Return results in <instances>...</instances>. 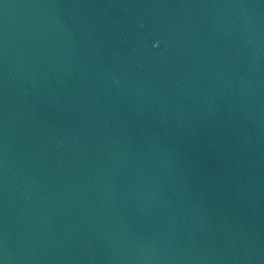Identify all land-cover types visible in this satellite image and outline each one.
<instances>
[{"label": "water", "instance_id": "1", "mask_svg": "<svg viewBox=\"0 0 264 264\" xmlns=\"http://www.w3.org/2000/svg\"><path fill=\"white\" fill-rule=\"evenodd\" d=\"M0 264H264V0H0Z\"/></svg>", "mask_w": 264, "mask_h": 264}]
</instances>
